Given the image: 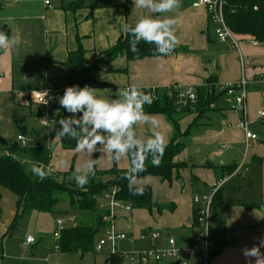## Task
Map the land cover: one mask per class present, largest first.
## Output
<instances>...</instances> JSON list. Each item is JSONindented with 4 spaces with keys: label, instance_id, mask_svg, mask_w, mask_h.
<instances>
[{
    "label": "crops",
    "instance_id": "0c3cea01",
    "mask_svg": "<svg viewBox=\"0 0 264 264\" xmlns=\"http://www.w3.org/2000/svg\"><path fill=\"white\" fill-rule=\"evenodd\" d=\"M45 1H48L49 6L44 4ZM198 1L179 0L178 7L171 12L157 14L148 9L135 8L134 0L133 4L132 0H0V28L5 27L9 31L8 37L14 41L12 46L0 47V141H6L0 151L16 144L13 136L19 126H27L29 120L35 122L36 108L29 104L30 92L47 87L64 90L69 78L68 69L64 65L69 52L80 47L83 51L82 64L89 68L100 54L117 43L124 34L125 24L132 26L141 16L171 17L175 20V52L135 61L118 56L112 61L103 62L94 73L96 81L103 86L96 91L100 96L118 99L121 92L132 85H138L141 89H168L174 86L197 88L205 86L209 79L214 80L215 91H218V87L226 83H240L237 82V75L242 68L246 113L243 115L233 108V98L238 94L237 91L230 101L226 99L220 102V94L212 103L209 113L215 115L216 131L206 132L201 143L203 146H212L213 151H207V159L205 164H201V170L193 172L186 165L176 173V190L184 183L178 174L184 172L185 176L189 175L187 198H173L176 204L173 202L170 206L164 204V207H160L153 203L150 210H133L155 212L156 220H159L154 222L155 228L165 232L164 247L167 246L165 238L173 236L181 260L187 264H198L196 254L188 250L191 237L196 231L192 196L207 192L212 184L222 181L219 190L221 207L211 209L209 216L211 241L217 253L208 264H246L242 249L251 248L259 237L264 236V117H259L260 113H264V46L234 36L236 48L230 46L229 42H218L214 35L215 26L208 21L205 8L195 5ZM233 64L236 74L229 79L227 75ZM177 114L183 113H176L172 118ZM185 115L197 116L195 113ZM147 116L161 118L165 115ZM20 117H24L23 123L14 127L13 119ZM206 119L207 116L198 121L204 123L201 126L209 125ZM240 119L246 121V128L256 136L255 140L246 142L243 130L238 127ZM138 131L137 128V136ZM162 136L167 145L169 132L165 131ZM58 150L62 156L60 152L57 154ZM63 154L60 148L56 149L53 161L55 175L61 171V165L68 168V161ZM116 165L119 169L127 168L124 156L117 160ZM109 166V161L100 166L98 164L100 169H108ZM230 166L236 169L227 175L223 168ZM147 178H141L136 184L146 185ZM164 182L161 180V183ZM153 199L152 192V202ZM115 211L111 217L114 230L127 235L126 231L131 224V209H118L121 213H118V218L114 216ZM70 216L75 221V216ZM28 235L21 240L24 250L32 245L23 246ZM159 238L154 242L141 241L146 245L137 250L158 246ZM133 244L134 237L129 246L133 247ZM123 248L129 250L127 246ZM261 252L264 253V249ZM111 260L108 255L105 260L96 259L99 264H112ZM128 260L130 264H141L137 259L135 262L133 259ZM13 261L11 258L3 259L0 264H12ZM147 264H175V261Z\"/></svg>",
    "mask_w": 264,
    "mask_h": 264
},
{
    "label": "trees",
    "instance_id": "16d2710c",
    "mask_svg": "<svg viewBox=\"0 0 264 264\" xmlns=\"http://www.w3.org/2000/svg\"><path fill=\"white\" fill-rule=\"evenodd\" d=\"M222 13L225 25L234 37L249 39L264 46V0H222ZM0 32L9 36V31L5 27H1ZM131 39L132 37L124 32L117 43L100 54L89 68L82 64L83 51L80 47L69 52L64 64L69 73L66 86L78 85L83 87L88 85L95 89L102 88L103 86L96 81L94 73L101 63L112 61L118 56H124L128 61L164 56L155 51L154 45L146 44L143 41L136 45L137 50L135 52L131 51L129 43ZM175 51L176 47L173 48L172 52ZM142 90L153 96L151 105H144L146 115H165L172 119L176 113H195L197 116L192 125L197 126L204 124L198 121L204 119L206 113L210 111L212 103L220 94H223V91H215L214 80L209 79L205 86L195 88L197 99L193 110L177 112L174 98L167 95L168 89L145 88ZM68 115L70 114L60 108L59 118L51 129L48 143L41 134V138L45 142L44 145L36 144L35 139H25L27 142L22 146L16 139V144L0 151V188L6 189L16 197L12 227L18 218L29 212L53 214L59 200L58 196L65 195L70 210L81 215L78 217L75 226H68L60 232L55 241L56 250L64 255L94 254L96 234L101 228L107 229L110 226V223H107L108 220L110 221V212H101L96 205V198L102 199L104 193L113 191L115 200L123 205L128 204L130 209L150 210L154 206L152 190L149 186L138 185L136 182L145 177H158L162 181H168L172 173H177L187 164L177 160L183 152V145L175 141L174 137L164 147L163 156L160 158L158 166H153L152 156L149 155L143 160L144 170L135 174L128 173L130 155L135 152L133 149L132 153L124 156L127 162L125 169H119L116 165L117 160L112 159L108 169H100L96 165L97 162L94 163V174L90 177L86 187H77L64 180L57 182L54 176L40 179L31 172V168L41 164H49L54 167L53 161L57 148L73 154L70 169L73 167L77 152L76 140L67 136L60 138L56 134L59 130V119ZM23 121L24 117L14 118V127ZM99 148L97 145V151L93 152V160L98 158ZM235 169L233 166L223 168L227 175ZM192 182L195 183V180L193 179ZM137 187L143 188V195L130 193V189L134 190ZM221 202L218 191L212 196V209L221 207ZM193 223L195 225L194 218ZM216 253L217 250H214L210 259ZM110 259H112V264L122 260L121 257L114 255L110 256Z\"/></svg>",
    "mask_w": 264,
    "mask_h": 264
},
{
    "label": "rangeland",
    "instance_id": "374dc122",
    "mask_svg": "<svg viewBox=\"0 0 264 264\" xmlns=\"http://www.w3.org/2000/svg\"><path fill=\"white\" fill-rule=\"evenodd\" d=\"M229 72L230 74H228L227 77L229 79H232L233 75L236 74V68L234 64L232 65V68H229ZM237 76V82H241L242 79L245 80V78L242 76V68L239 69ZM220 96V102L221 100L224 102L226 99H229L230 101L232 97L226 95L225 93L221 94ZM206 116V121L208 120L207 124L209 123V125L206 127L192 125L195 118L191 115L185 114H177V116L172 118L173 122L167 116H163L161 118L149 116L148 118L149 120L154 119L157 122V126L155 128L156 132H159L161 135L165 131L169 132L168 140L166 143H169L171 139L175 137V141L183 145V152L179 156V158H177V160L180 162H185L189 169L195 172L202 169L200 168L201 164H205L208 155L207 151H213L212 146H203L201 143V138L205 136L206 132H209L211 130L216 131L215 115H212L211 112H208ZM30 125L32 128H30ZM137 128L139 129L138 136L136 135ZM31 129H33V131H31ZM133 130L135 132L136 138L141 141L151 137L154 131L150 123H137L135 126H133ZM16 135L21 136L26 140L35 139L36 144L38 145L45 144V142L41 138V131L37 124L33 122V120H29L27 126H19L15 130V134L13 137L16 138ZM13 140L15 142V139ZM5 144L6 141H0V148L4 147ZM99 147L100 148L97 156L98 158H94L95 163L97 162L96 165L98 166L99 164L100 166L103 162L106 161L111 162L110 155L104 151L103 145H99ZM59 152L60 151L58 150V155ZM64 153L65 155L63 154V157L68 161V168L65 169V167L61 165V171H59L58 174L54 176V179L57 182H62L64 180L68 183H73L74 185H76L74 181V176L77 174L76 169L80 168L84 162L93 160V152L85 153L84 151H77L72 169H70V167L73 154L69 152ZM60 156H62V152H60ZM184 174V172H180L178 174L180 176V179L184 183L183 186L181 188L178 187L177 190L176 188L178 185L176 181V173H172L170 180L164 183H161V180L158 177H148L147 179H145V181L147 182L146 185L152 188L154 198L153 203L160 207H164V204L170 206L171 203L174 202L173 198H187L189 188V175L185 176ZM181 175L184 176V178ZM88 184L89 181L83 187H86ZM0 196V251L3 252L4 261L11 258L14 260L12 264H99L96 259L100 261L101 258H104L105 260V257L107 255L105 252L88 254L81 257L79 255H61L57 250H55V237L53 236V233L55 231H58L56 224L57 220L68 219L71 217L70 215L73 214L76 217L75 223H77V219L81 215L73 213L72 211V213L70 212L68 199L65 195L58 196L59 200L53 214L29 212L18 218L16 220V224L13 227L12 223L15 213L16 197L11 192L2 188H0ZM193 197L194 195L192 196V198ZM174 204L176 203L174 202ZM96 205L99 210H101V212L111 211L109 203L99 197L96 198ZM192 205H194L193 202ZM118 209L124 210V207L119 206L113 209L111 211V216H113V211L116 210L114 216L118 218V215L121 214L118 212ZM129 217H131V224L129 230H127L126 232H128V237H134L135 245L133 244V247L131 245L129 246V243L127 241H124L127 244H125L124 242L118 243V248L121 249L124 246H127L129 248V251H132L145 246L146 243L141 242L139 238L142 234H144V232L148 231L147 229H151V232L158 234L161 238H159V240L157 241V247L160 250L165 248V240L163 237L165 235V232L162 229L155 228L156 224L154 222H159V220H156L157 214L155 212L149 213L144 210L131 209ZM112 222L113 220L110 218V221L108 220L107 222L110 223V226L106 230L109 231L110 229H112L113 231H115L113 226L114 224H112ZM114 223L116 227V220L114 221ZM106 230L105 228H101L96 234L95 241H98L99 239L104 237V233ZM26 234H30L28 236H32L37 241L36 244H32L24 250L21 247V240H23ZM188 235L190 236L191 233L189 232ZM165 239L168 238L166 237ZM172 239L175 242V238L173 236ZM131 247L133 249H131ZM175 247L177 248L176 242ZM123 260L124 261L119 264H128V262L130 264L131 262L128 259ZM44 261L48 262L45 263ZM132 261L135 262L136 259H133Z\"/></svg>",
    "mask_w": 264,
    "mask_h": 264
},
{
    "label": "clouds",
    "instance_id": "9594fccd",
    "mask_svg": "<svg viewBox=\"0 0 264 264\" xmlns=\"http://www.w3.org/2000/svg\"><path fill=\"white\" fill-rule=\"evenodd\" d=\"M133 4V0H132ZM179 5V0H134L137 9H148L152 13L164 14L174 10ZM175 20L165 16L153 18L141 16L134 25H124V32L130 35V50L135 52L136 45L143 41L155 46V51L161 55L172 52L176 38L173 31ZM14 41L0 32V47L12 46ZM38 104L47 105L53 97L47 90L37 92ZM47 97V99H45ZM66 113L70 115L59 119V130L56 134L60 138L70 137L76 140L77 151L92 153L97 151V145H103L104 151L110 159L118 160L120 157L130 155L129 174L143 171V160L152 156L153 166H158L166 146L163 136L155 131L157 122L149 120L144 112V105H151L153 96L145 92L138 85H132L123 90L120 98L100 96L95 88L88 85L66 86L62 95L55 97ZM137 123H150L153 135L146 140L136 138L133 126ZM64 163L63 160L60 161ZM94 160H88L76 169L74 181L77 187H83L94 174ZM31 172L43 179L46 171L38 166H33ZM132 195H143V188L130 189ZM264 236L257 239L251 248L242 249L246 264H264ZM248 258H253L249 260Z\"/></svg>",
    "mask_w": 264,
    "mask_h": 264
},
{
    "label": "built area",
    "instance_id": "2783aa9c",
    "mask_svg": "<svg viewBox=\"0 0 264 264\" xmlns=\"http://www.w3.org/2000/svg\"><path fill=\"white\" fill-rule=\"evenodd\" d=\"M44 4L46 6H49L48 1H45ZM195 5L205 8L208 21L215 26L214 35L217 41L220 43L229 42L234 48H236L237 42L234 40L233 35L228 30L224 22L222 13V0H199ZM43 90H47L53 97V99L50 100L47 105L37 103L39 99L37 92ZM218 90L223 91V93L228 96H232L233 93L237 91L238 94L233 98V108L245 115V82L241 81L237 84H225L219 86ZM59 95H62L61 90H58L57 88L47 87L41 90H34L30 92L28 96L29 103L36 108V116H34V121L39 127L42 136L46 138V143L49 142L51 129L55 125L60 115V106L55 100V97ZM167 95L174 98L177 112H183L188 109L193 110V106L195 105L197 99L196 90L191 86H187L184 88L174 86L172 88H168ZM45 99H47V97H45ZM259 117H264V113H260ZM238 127L243 130L246 142L256 139V136L247 130L245 120L240 119V121L238 122ZM16 139L22 146H24L27 142L21 136H17ZM247 146L248 145H246V147ZM38 167H41L46 171L45 177L55 176L53 166L49 164H41L38 165ZM221 184L222 181L212 184L207 192L195 195L192 200L194 204L193 218L195 221L194 228L196 230V233L191 237L188 250L196 254L198 264H208L210 255L215 250L214 244L211 241L209 216L212 209V196L220 190ZM102 199L109 203L111 211L119 206H123L125 210H130L131 208L128 204L123 205L120 202L116 201L113 191L104 193ZM111 211H109L110 218L112 217ZM56 224L58 231H55L53 233L55 239L59 237L60 232L64 228L76 225L73 218L59 219L57 220ZM158 238V234L151 231H146L140 236L139 240H149L151 242H154ZM124 241L133 243V238L128 237V235L124 233L115 232L112 229H110L109 231L106 230L104 233V237H102L95 243L94 252L96 254L105 252L108 256H119L122 259H137L141 264H147L149 262L158 263L167 260H173L175 261V264H187V262L181 260V253L175 247V242L172 238L167 239V246L161 250L154 245L147 249L132 251L126 250L125 248H118L117 244ZM34 242L35 239L32 236H26L23 246L34 244ZM3 258L4 255L1 251L0 262L1 260H3Z\"/></svg>",
    "mask_w": 264,
    "mask_h": 264
}]
</instances>
